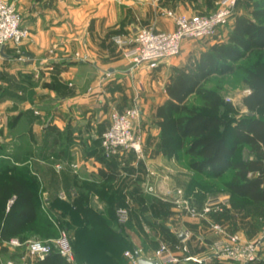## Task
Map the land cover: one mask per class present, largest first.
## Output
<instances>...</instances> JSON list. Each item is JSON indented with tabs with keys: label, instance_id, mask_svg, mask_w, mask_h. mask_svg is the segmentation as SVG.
Returning <instances> with one entry per match:
<instances>
[{
	"label": "crops",
	"instance_id": "crops-1",
	"mask_svg": "<svg viewBox=\"0 0 264 264\" xmlns=\"http://www.w3.org/2000/svg\"><path fill=\"white\" fill-rule=\"evenodd\" d=\"M195 1L18 0L22 8V24L29 28L30 36L20 46V52L14 43H9L4 47L5 55L0 57V160L11 158L2 147L6 140L14 137L17 146L19 139L28 135L34 145L46 141L43 154L59 150L56 155H75L78 161L84 156L83 163L96 173L100 168L117 172V179H127L126 185L129 184L131 193L143 202L146 199L140 196L134 178H143L147 166L171 172V184L183 185L187 176L182 171L185 168L175 155L164 154L157 145L161 141V130L156 123L155 110L168 98L167 83L176 70L188 62L181 63L174 70V63L166 59L153 68L135 66L131 57L120 51L134 47L135 42L120 46L115 37L132 40L140 28L147 26L172 30L176 28L175 22L167 11L190 13L194 9L203 10ZM216 7L217 0H210V12ZM228 34L229 30L225 31L218 41H225ZM187 42L186 39L183 46ZM51 48L65 56L50 55ZM200 48L203 52L210 47L206 44ZM75 52L79 53L78 57L73 55ZM138 96L143 115L140 125L148 123L151 128L156 127L148 140L145 133V158L141 160L133 150H123L114 157L105 158L101 135L110 124L112 112L132 106ZM24 121L27 128L17 130ZM53 127L63 132L62 142H55ZM66 141L71 143L70 149L63 144ZM42 166L40 164L39 168L43 169ZM47 186L49 195L44 200L54 202L57 191L49 183ZM76 193H73L74 197ZM149 216L158 227L152 230L144 224L129 230L132 252L138 250L142 257L159 259L156 254L159 244L156 247L151 243L144 244L147 238L159 237L158 232L164 235L160 242H168L173 254L181 258L180 262L172 264H227L226 260L211 254L209 245L215 234L211 227L209 230L208 222L186 213L173 212L170 215L153 207ZM171 221L183 226L174 229ZM116 225L123 230L118 223ZM187 229L186 238H179L178 232ZM185 244L188 250L184 249ZM248 264L264 262L257 259Z\"/></svg>",
	"mask_w": 264,
	"mask_h": 264
},
{
	"label": "trees",
	"instance_id": "trees-1",
	"mask_svg": "<svg viewBox=\"0 0 264 264\" xmlns=\"http://www.w3.org/2000/svg\"><path fill=\"white\" fill-rule=\"evenodd\" d=\"M263 52L264 0H256L248 12L235 16L225 41L176 70L166 85L168 98L155 110L164 154L176 156L183 150L194 158L189 162L190 168L212 178H221L231 170L229 192L258 205H264V117L255 112L264 106ZM244 59L250 60L243 68L244 80L251 88L244 99L249 112L235 119L229 116L233 104L225 103L221 93L207 88L205 83L213 75L234 73V63ZM192 94L204 102L201 108L188 104ZM52 130L55 142L60 143L63 132L55 127ZM241 146L249 149L250 157H237ZM20 166L8 159L0 160L1 242L14 237L23 242L32 235H53L57 229V216L51 217L42 207L38 178L28 167ZM97 175L103 182L117 179V172L104 168ZM88 191H77L73 204L57 200L65 207L63 214H69L77 226L73 242L76 258L81 264H118L120 250L134 249L133 244L123 230L113 226L112 222L117 224L116 211L108 218L96 211L87 201ZM64 222L68 230L69 223ZM8 250L7 246L2 248L3 253ZM35 264L72 263L52 251Z\"/></svg>",
	"mask_w": 264,
	"mask_h": 264
},
{
	"label": "rangeland",
	"instance_id": "rangeland-1",
	"mask_svg": "<svg viewBox=\"0 0 264 264\" xmlns=\"http://www.w3.org/2000/svg\"><path fill=\"white\" fill-rule=\"evenodd\" d=\"M5 1L13 4L21 14L22 8L18 0ZM222 1L223 0H217V7L213 12H210V0H197L195 2L198 4L200 3L203 7V10L194 9L189 11L190 13L183 12L177 14L211 15L222 6ZM254 1L256 0H237L235 15L237 16L238 14L248 12L249 9L252 8ZM169 12L170 10L167 11L168 15ZM169 16L172 17L171 15ZM231 28V25L229 27H223L220 32L218 31L217 37L213 36L207 38L206 40L187 39L188 42L184 44L181 52L176 55V57L174 56L172 58L165 59L174 63L172 66L173 70L176 69L181 63H191L193 62L194 57L200 55V53L202 52L200 48L201 45L207 44L209 45V47L216 45V43H219L218 40L223 37L221 35L227 30L230 31ZM156 30L159 31V29ZM29 36L30 30L28 37L23 39L19 44L14 43L18 47L17 50L19 52L21 50L19 49L20 46L26 39L29 38ZM118 48L120 49V47ZM120 51H122V53H124V55L126 56V51L124 52L122 49H120ZM50 55H58L57 57L65 56V54H60L56 52L54 48L50 49ZM73 55L75 57H78L79 53L75 52ZM261 58L264 59V52L261 54ZM249 63V59H244L235 62L234 64L235 66H237V68L234 73L213 75L205 83V86L207 88L216 89L217 91H219L225 103L233 104L234 109L229 112V116L235 117V119H238L249 112L248 107L244 104V99L250 93L248 90H251V88L245 82L243 73V68L249 65ZM187 102L189 105H196L199 108L204 105V102L194 94L189 96ZM255 115L259 117H264V106L260 107L255 112ZM17 128V130H23V128L25 130L27 128L25 121L24 123L19 124ZM155 128V126L151 128V124L148 123L145 125L141 124L140 129L142 130L141 132L143 139L145 137V133H147L148 140L152 135L151 131H155ZM19 140L20 144H18L17 146L15 144L16 141L14 140V137L9 140H6L4 146L2 145L3 142H1L2 147L8 151L7 153H10L8 154V156H10L11 158L7 159L10 161V163L21 165L20 167H28L31 173L38 178L40 184V198L42 202V207L51 217L55 215L59 219H56L57 217L55 218L57 229L56 232L53 233V235H32L23 242H21L18 238H12L9 241L1 242L0 261H4L5 264H7L9 260L15 262L16 264H35L39 259L37 257L33 259L30 255H28V242L32 239H39L43 242L50 243L53 246L54 251H56L57 247H55L54 241L58 237H60L62 232H66V235L71 243L74 252V263L81 264L76 258L75 247L73 243L76 240L75 230L77 226L74 224V221L69 216V214H63L65 207L62 202H57V200L73 204L75 199L73 193L77 191H81V193L82 191L86 192L89 190V188L91 189L90 192H87L89 194V198L87 200L89 205L96 211L102 213L103 215L105 214L107 218V215L113 214V211H116L117 214L118 208L125 207L128 209L129 219L126 223L121 224L118 222L117 219L118 226L123 227V233L127 237L130 234L129 230L134 227L140 228L144 226V224L152 230L158 227L149 216V211L151 210V207L155 208L159 212L164 211L170 213V215L173 212L190 214L192 217L198 218V220L200 219L201 221L204 220L208 222L209 230L211 227L213 233L214 223H220L228 231L241 234L245 240H257L260 239L262 235H264V205H258L257 203H254L252 201L238 198L236 196H233V194L229 192L227 183L231 178V170H228L221 178H212L210 176H206L205 174L196 172L189 166V162L194 158L189 155H186L183 150L178 151L176 155V160H179L182 166L185 168V170L182 171L185 172V175L187 174V176L184 178L185 180L183 185H179L177 183L171 184L172 173L160 171L158 168L152 165L147 166V170L145 171V175L143 178H134V183L136 184L138 189H140V196L146 199V202H143L141 199H138L137 195L134 196L131 193V189L128 188L130 187L129 184L126 185V183L129 182L126 177L125 179L127 182L121 181L122 179H117L112 182H103L98 177L97 173L91 170V166L83 163L84 156H80V160L78 161L75 155H56L55 153H58L59 150L53 154H43V148L47 146L45 140H43V144H37V142L34 141L35 145L31 143V141H29L28 135L24 136V138L22 137V139ZM60 142H62V139ZM147 142L149 143V141ZM63 144L68 145V148L70 149L71 143L69 141H66ZM157 145L160 146V143L157 142ZM59 148L61 147L59 146ZM239 149L240 150H238L237 153L238 158H248L251 156V153L249 152V149L246 146H241ZM14 153H16V156L13 155ZM40 164L43 165V169L39 168ZM47 183H49V185L53 187L52 189L55 188L57 191L55 197H53L55 205L52 201L44 200V197L49 195V186H47ZM176 189H182L184 191L183 194H185V197L190 200L191 205L195 207L197 213L194 214L192 212H189L188 210L181 208L177 204L173 195H171V193L168 191H173ZM63 190L67 193H65ZM211 197L228 198L231 207H226L223 212L215 213L213 211L212 213L204 214L203 211L204 208H206V202ZM12 200L13 199H11L10 201ZM164 202L165 204H163ZM132 214L134 216H131ZM210 216H212L211 221ZM133 217L135 220L133 219ZM63 220L69 223L68 225L70 228L68 230L64 228L65 222L63 223ZM171 222L174 225V229L183 226L180 223H177V221ZM112 224L114 227H117L115 222H112ZM186 232H188L189 234L188 229L186 230ZM160 234L161 233L158 234L157 232V235L160 238L157 236V238L155 236H152V238H147L144 244L146 245L147 243H151V246L153 247H156L157 244H159L160 247L161 243H166L169 250L171 251L168 242H160L161 238H163L161 236H164ZM191 236L194 235L191 233ZM13 239H18L19 243L13 242ZM215 239H217L216 234ZM129 241L131 242L130 239ZM4 246H7L9 249L6 253L2 252V248ZM183 246L185 250H188L186 248V244ZM120 251L121 259L117 262L118 264H134L133 258L129 254H127L128 251L132 252V249L130 247H123ZM258 259H261L264 262V240L258 252Z\"/></svg>",
	"mask_w": 264,
	"mask_h": 264
},
{
	"label": "built area",
	"instance_id": "built-area-1",
	"mask_svg": "<svg viewBox=\"0 0 264 264\" xmlns=\"http://www.w3.org/2000/svg\"><path fill=\"white\" fill-rule=\"evenodd\" d=\"M237 0H223L222 6L211 15H187L169 12L174 18L175 27L172 30H156L154 27L140 28L134 38L126 39L117 36L115 40L120 45H125L129 41H134V47L126 50L125 54L131 57L135 66L147 65L156 67L165 58L176 57L186 39L206 40L217 35L220 28L229 27L235 14ZM29 30L22 24V17L16 7L5 0H0V57L1 49L7 44L13 42L19 44L28 37ZM50 62H52L50 60ZM251 92V90H248ZM109 126L101 135V148L105 158H111L123 150H133L142 160L145 158L143 151V136L140 129V119L142 115V106L139 96L136 97L132 106L123 111L115 110L112 112ZM173 195L177 204L189 212L197 213L195 207L191 205L190 200L185 197L182 189L168 190ZM203 213L223 212L226 207H231L228 198L211 197L205 205ZM118 222L124 224L129 219L127 208L117 209ZM214 233L217 235L211 245V254L213 257L226 260L227 264H248L258 259V252L262 246L264 235L257 240H245L241 234L228 231L222 224L214 223ZM186 236L188 232H185ZM19 243L18 239L12 240ZM57 252L66 258L67 261L74 262V252L71 243L62 232L60 237L54 241ZM54 251L50 243L39 239H32L27 244V252L33 259H44ZM134 264H138L140 253H128ZM158 260L161 264H172L181 261V258L173 254L166 243H161L157 249ZM191 257V256H190ZM186 257V258H190ZM199 261L201 259H198ZM0 264H5L4 261ZM7 264H16L9 260Z\"/></svg>",
	"mask_w": 264,
	"mask_h": 264
},
{
	"label": "water",
	"instance_id": "water-1",
	"mask_svg": "<svg viewBox=\"0 0 264 264\" xmlns=\"http://www.w3.org/2000/svg\"><path fill=\"white\" fill-rule=\"evenodd\" d=\"M1 53L2 55H5L4 53V47H2L1 49ZM178 236L179 238H186V233L185 231H180L178 232ZM138 264H161L160 261L158 259H147L145 257H139L138 259Z\"/></svg>",
	"mask_w": 264,
	"mask_h": 264
}]
</instances>
